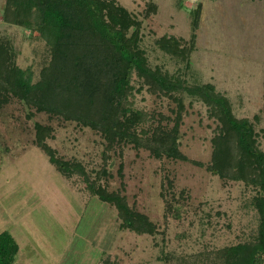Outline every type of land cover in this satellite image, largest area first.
<instances>
[{
    "label": "rangeland",
    "instance_id": "obj_1",
    "mask_svg": "<svg viewBox=\"0 0 264 264\" xmlns=\"http://www.w3.org/2000/svg\"><path fill=\"white\" fill-rule=\"evenodd\" d=\"M116 1L141 22L140 48L150 67L190 85L212 84L235 117L254 124L264 151V0ZM5 3L0 0V41L13 47L18 67L31 69L37 81L48 46L34 31L4 21ZM151 4L156 11L146 16ZM164 36L193 47L189 65L158 47ZM132 83L140 89L130 98L135 108L154 118L177 110L176 102L150 93L135 74ZM184 103L179 149L189 161L153 158L129 145L106 152L105 140L89 127L37 113L18 97L1 105L0 233L17 241V264H206L207 253L251 239L259 225L256 190L207 170L217 124L203 102L184 95ZM37 122L54 129L47 142L60 157L82 163L93 179L106 168L99 183L124 196L156 232L123 229L115 206L92 195L79 177L61 175L34 143ZM156 125L151 119L139 130Z\"/></svg>",
    "mask_w": 264,
    "mask_h": 264
},
{
    "label": "trees",
    "instance_id": "obj_2",
    "mask_svg": "<svg viewBox=\"0 0 264 264\" xmlns=\"http://www.w3.org/2000/svg\"><path fill=\"white\" fill-rule=\"evenodd\" d=\"M155 11L151 4L146 16ZM195 13L199 16L200 9ZM3 19L34 31L46 42L49 60L35 81L31 69L16 64L13 47L0 41V106L10 97H18L37 113L89 127L105 140L106 152H122L129 145L149 151L153 158L189 161L179 149L184 95L203 102L217 124L207 170L256 190L252 203L259 214L257 232L251 239L207 253L206 264H264V151L258 146L254 124L235 117L228 98L212 84L190 85L180 76L152 69L140 48L141 22L116 0H6ZM157 44L165 53L190 64L193 47L185 40L164 36ZM133 74L150 93L176 102L178 108L172 116L158 113L154 118L135 108L130 99L136 90ZM151 119L156 127L139 130ZM170 122L174 124L170 126ZM34 128V143L57 171L68 179L79 177L92 195L115 206L123 229L138 234L156 232L149 218L130 208L124 196L99 183L106 168L93 179L82 163L60 157L48 144L47 139L54 137L52 127L37 122ZM18 252L15 238L7 231L0 233V264H17Z\"/></svg>",
    "mask_w": 264,
    "mask_h": 264
}]
</instances>
